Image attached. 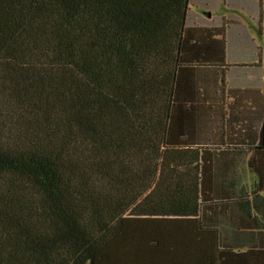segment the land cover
Instances as JSON below:
<instances>
[{"label":"trees","instance_id":"trees-1","mask_svg":"<svg viewBox=\"0 0 264 264\" xmlns=\"http://www.w3.org/2000/svg\"><path fill=\"white\" fill-rule=\"evenodd\" d=\"M206 9L0 0V264H172L174 219L205 209L195 94L223 91Z\"/></svg>","mask_w":264,"mask_h":264},{"label":"crops","instance_id":"crops-1","mask_svg":"<svg viewBox=\"0 0 264 264\" xmlns=\"http://www.w3.org/2000/svg\"><path fill=\"white\" fill-rule=\"evenodd\" d=\"M216 3L206 18L225 24L224 47L195 49L206 78L224 82L222 93L212 87L195 94L209 150L205 209L194 220L174 219L170 258L172 264H264V0Z\"/></svg>","mask_w":264,"mask_h":264},{"label":"rangeland","instance_id":"rangeland-1","mask_svg":"<svg viewBox=\"0 0 264 264\" xmlns=\"http://www.w3.org/2000/svg\"><path fill=\"white\" fill-rule=\"evenodd\" d=\"M201 2L204 3V5L207 6V9L205 10V12L211 13V8L207 5V1L201 0ZM200 9H201L200 6H195V5H191L190 6V11L193 12V13L201 14L203 11H201Z\"/></svg>","mask_w":264,"mask_h":264}]
</instances>
